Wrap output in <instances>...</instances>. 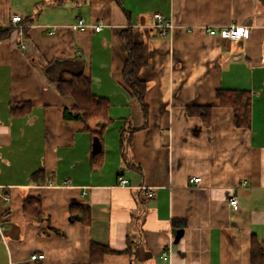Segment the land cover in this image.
Returning a JSON list of instances; mask_svg holds the SVG:
<instances>
[{
    "label": "crops",
    "instance_id": "crops-1",
    "mask_svg": "<svg viewBox=\"0 0 264 264\" xmlns=\"http://www.w3.org/2000/svg\"><path fill=\"white\" fill-rule=\"evenodd\" d=\"M155 14L172 24L166 38L152 27ZM12 15L21 30L9 27ZM78 18L86 31L72 29ZM231 25L249 37L207 34ZM8 29L0 264H92V243L114 252L101 264H252L255 244L264 253V0H0V30ZM127 30L148 45L141 102L122 78ZM62 62L79 63L106 100V125L86 130L63 118L73 100L57 90ZM222 90L249 92L250 128L219 105ZM187 108H208V119ZM27 199L39 204L37 221L24 214Z\"/></svg>",
    "mask_w": 264,
    "mask_h": 264
},
{
    "label": "trees",
    "instance_id": "trees-1",
    "mask_svg": "<svg viewBox=\"0 0 264 264\" xmlns=\"http://www.w3.org/2000/svg\"><path fill=\"white\" fill-rule=\"evenodd\" d=\"M10 33L11 29L0 30V41L7 38ZM122 40L127 52V59L122 70V78L132 98H136L141 102L145 91V84L139 79L138 74L140 69L147 64L148 45L143 40L138 43L134 42L131 30L122 33ZM58 65L67 75L57 81V90L61 95L68 96L73 100V105L64 109L63 118L65 120H80L86 130L89 129V123L92 121L105 122L106 125L109 120L107 117L108 103L105 99L91 92V81L84 74L80 64L77 62H62ZM217 99L221 107L232 109L234 120L238 127L250 128L251 108L249 92L222 90L218 94ZM12 111L15 112L16 109H12ZM187 113L190 115H200L205 121L209 116L208 108H187ZM43 177L42 171L36 172L32 175V180L35 183H39ZM23 211L30 220L37 221L41 217L39 204L33 199L24 201ZM79 211L83 213V222L88 223L90 219L87 208L82 207ZM127 251H129V248ZM113 253L106 246L92 243L90 246L91 263L101 264L104 256ZM251 260L252 264H264V253H262L257 244L252 247Z\"/></svg>",
    "mask_w": 264,
    "mask_h": 264
},
{
    "label": "built area",
    "instance_id": "built-area-1",
    "mask_svg": "<svg viewBox=\"0 0 264 264\" xmlns=\"http://www.w3.org/2000/svg\"><path fill=\"white\" fill-rule=\"evenodd\" d=\"M9 27L15 30H21L24 25L22 22V18L18 15H12L9 20ZM95 32H99L101 27L100 26H91ZM152 27L157 32V35L161 38H166L169 34L170 29H172V24L167 22L163 19V17L159 14H155L152 17ZM73 30H77L79 32H84L88 29V25L84 23V21L78 18L75 24L72 26ZM207 34L209 36H218L221 39L230 40V41H239L242 39H247L249 37V29L242 26H235L231 25L228 27L220 28L219 30L215 29H208ZM194 183H198L200 181L199 178H193L191 180ZM118 184L120 186H127V181L123 180L122 178H118ZM2 199L5 203L9 201V197L6 195L2 196ZM229 205L233 210L238 209V201L235 197H231L229 199ZM4 228L0 225V241H3ZM44 255H32L30 257L31 261L43 260Z\"/></svg>",
    "mask_w": 264,
    "mask_h": 264
}]
</instances>
